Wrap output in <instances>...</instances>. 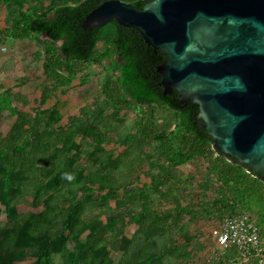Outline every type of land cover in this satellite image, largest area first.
Masks as SVG:
<instances>
[{"label":"trees","instance_id":"16d2710c","mask_svg":"<svg viewBox=\"0 0 264 264\" xmlns=\"http://www.w3.org/2000/svg\"><path fill=\"white\" fill-rule=\"evenodd\" d=\"M104 1L0 0L11 24L0 30V45L32 39L44 55L40 105L64 92L85 64L108 62L112 73L101 101L60 127L59 108L35 114L18 110L13 103L25 98L0 86V114L14 119L6 135L0 131V264H109L110 256L102 251L118 242L128 225L136 229L117 264H189L205 249L200 241L204 224L241 214L255 223L264 243V179L213 150L196 121L197 105L179 104L175 91L163 95L156 71L162 56L136 31L114 21L91 31L80 28ZM119 1L141 11L153 0ZM104 32L111 34L99 53ZM122 112L138 118L134 133L116 129ZM97 115L102 121L90 139L84 118ZM114 144L124 148L116 154L104 149ZM152 160L161 168L149 177V186L135 185ZM194 160L205 166L211 203L199 200L194 177H183L178 169ZM113 213L117 216L97 224ZM196 225L201 231L192 232ZM89 227L92 234L72 257L62 242ZM213 264L241 263L231 248Z\"/></svg>","mask_w":264,"mask_h":264},{"label":"water","instance_id":"95a60500","mask_svg":"<svg viewBox=\"0 0 264 264\" xmlns=\"http://www.w3.org/2000/svg\"><path fill=\"white\" fill-rule=\"evenodd\" d=\"M113 21L161 54L163 95L198 106L213 150L264 179V0H107L80 28Z\"/></svg>","mask_w":264,"mask_h":264},{"label":"rangeland","instance_id":"374dc122","mask_svg":"<svg viewBox=\"0 0 264 264\" xmlns=\"http://www.w3.org/2000/svg\"><path fill=\"white\" fill-rule=\"evenodd\" d=\"M6 10H0V30H5L10 27L11 24L6 22L5 16ZM112 30V29H111ZM101 40L97 46L99 53L106 50L108 36L111 32L103 33ZM44 62V55L41 48L36 44L34 40L13 41L7 39L2 45H0V86L4 91H11L13 95H21L25 98V103L15 102L13 106L18 110L35 114L39 111L49 110L52 107L59 108L62 121L56 127L65 126L67 120L72 116H78L82 109L89 110L94 108L96 101H101V93L105 79L111 77L112 73L108 66V62H104L102 65H83L82 73L78 74L71 82L70 86L64 91L56 93V99L48 101L45 105H40V93L42 86L45 83V78L42 74V65ZM66 103L65 108H61V105ZM161 111L159 112L160 116ZM138 118L134 113L122 112L118 115L116 129H129L130 133H134L133 124L137 122ZM14 119L11 118L9 113L2 112L0 114V131L2 135H6L9 131ZM101 117L97 115L95 118L86 116L84 118V133L91 139L96 127H99L101 123ZM124 147L114 145H105L104 149L113 151L114 154L120 152ZM161 164L152 160L146 164L140 175L137 176L134 181L135 185L142 187H148L150 178L155 174ZM183 177L189 175L194 177L193 193H200L199 200L202 203H211L214 200V194L207 191L204 182L207 180L205 177V166L201 160H194L188 163L182 164L178 168ZM147 174V178L144 175ZM202 186V187H200ZM198 187V188H197ZM202 190H201V189ZM197 189H200L199 192ZM111 205H114V201H111ZM21 211L26 208H20ZM122 217L127 220L128 214H121ZM116 214H111L109 217L103 218L97 224L106 223L109 219L116 217ZM225 219V218H224ZM4 220L3 207L0 205V221ZM94 227L86 228L81 234L74 238L70 242L63 241L67 250L72 257L78 255L81 246L85 240L92 234ZM134 225H128L124 228L122 238L102 251L104 254L110 256L109 264H117L118 260L122 256L128 242L132 238L135 231ZM201 231L196 225L193 227L192 232ZM204 243L205 249L199 253L189 264H213V261L218 257L216 251L213 250L212 245L208 244L206 236L202 234L200 239ZM20 264H27L20 263Z\"/></svg>","mask_w":264,"mask_h":264},{"label":"built area","instance_id":"2783aa9c","mask_svg":"<svg viewBox=\"0 0 264 264\" xmlns=\"http://www.w3.org/2000/svg\"><path fill=\"white\" fill-rule=\"evenodd\" d=\"M217 256L236 249L241 264H264V243L258 227L247 214L228 217L201 228Z\"/></svg>","mask_w":264,"mask_h":264}]
</instances>
